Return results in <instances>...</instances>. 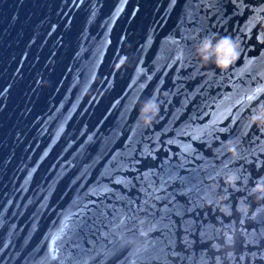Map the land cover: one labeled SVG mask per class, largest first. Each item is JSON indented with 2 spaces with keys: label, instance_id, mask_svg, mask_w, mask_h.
<instances>
[{
  "label": "water",
  "instance_id": "water-1",
  "mask_svg": "<svg viewBox=\"0 0 264 264\" xmlns=\"http://www.w3.org/2000/svg\"><path fill=\"white\" fill-rule=\"evenodd\" d=\"M259 31L264 0H0V264H264Z\"/></svg>",
  "mask_w": 264,
  "mask_h": 264
},
{
  "label": "clouds",
  "instance_id": "clouds-1",
  "mask_svg": "<svg viewBox=\"0 0 264 264\" xmlns=\"http://www.w3.org/2000/svg\"><path fill=\"white\" fill-rule=\"evenodd\" d=\"M256 40L264 44V31H259L257 33ZM238 47V42L228 36L217 37L216 34H210L200 39L199 43L195 46V52L202 63L207 64L211 62L216 67L223 69L228 67L238 57ZM125 59L126 57H122L119 63H122ZM158 113L159 104L153 97L146 98L139 105L138 118L145 125H151ZM249 122L258 126H264V101H261L255 106L249 117ZM225 143L228 147V151L235 156L237 152L232 141L228 140ZM223 179L226 185L234 186L238 177L235 172H230L226 174ZM251 194H255L257 199L264 198V176H260L256 179L251 188ZM220 199H226V196ZM207 202L210 203L211 201ZM244 207L246 208L247 206ZM241 210L243 211L244 209L242 208ZM222 211L227 212L228 209L224 207Z\"/></svg>",
  "mask_w": 264,
  "mask_h": 264
}]
</instances>
